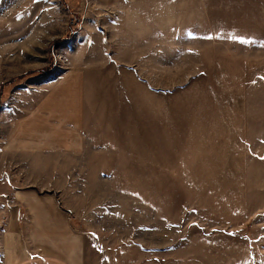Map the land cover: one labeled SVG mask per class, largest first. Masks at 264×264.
<instances>
[{
    "label": "rangeland",
    "instance_id": "374dc122",
    "mask_svg": "<svg viewBox=\"0 0 264 264\" xmlns=\"http://www.w3.org/2000/svg\"><path fill=\"white\" fill-rule=\"evenodd\" d=\"M68 75L81 137L52 142ZM31 112L0 264L19 192L59 204L78 264H264V0H0V142Z\"/></svg>",
    "mask_w": 264,
    "mask_h": 264
},
{
    "label": "crops",
    "instance_id": "0c3cea01",
    "mask_svg": "<svg viewBox=\"0 0 264 264\" xmlns=\"http://www.w3.org/2000/svg\"><path fill=\"white\" fill-rule=\"evenodd\" d=\"M78 80V75H68L64 79V92L60 93L63 99L61 98L60 109H57L58 116L66 119L68 125H71L75 131L72 130L70 134L64 136L66 140H63L59 134L53 139L54 136L49 134L48 139H52V142H70V140L79 142L80 140ZM32 100H34L35 109L38 110L45 102L44 100L41 104L38 95L37 98L33 95ZM38 119L39 115L31 112L19 119L21 121L16 120L17 123L14 121L16 127L13 128L10 141L0 142V157L7 158L5 156H10L15 150H26L29 145L43 147L44 142L48 140L45 139L43 124L40 125L41 120ZM49 130L52 131V128ZM28 139H33V142H27ZM19 194L21 197L26 195L20 200L26 203L31 218L26 220L25 227L22 220L18 221L11 216L6 219L4 228L1 230V241L7 264H78V236L72 231L70 221L59 204L52 200L47 201L40 195L32 201L26 192H19Z\"/></svg>",
    "mask_w": 264,
    "mask_h": 264
},
{
    "label": "snow or ice",
    "instance_id": "6c2138e0",
    "mask_svg": "<svg viewBox=\"0 0 264 264\" xmlns=\"http://www.w3.org/2000/svg\"><path fill=\"white\" fill-rule=\"evenodd\" d=\"M261 159H264V157H261Z\"/></svg>",
    "mask_w": 264,
    "mask_h": 264
}]
</instances>
